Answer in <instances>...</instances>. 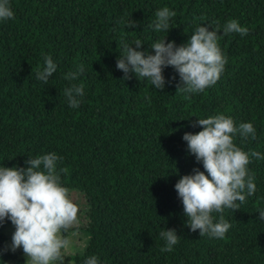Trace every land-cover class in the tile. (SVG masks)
Segmentation results:
<instances>
[{
  "label": "trees",
  "instance_id": "16d2710c",
  "mask_svg": "<svg viewBox=\"0 0 264 264\" xmlns=\"http://www.w3.org/2000/svg\"><path fill=\"white\" fill-rule=\"evenodd\" d=\"M15 19L0 21V167H26L28 158L62 157L61 183L81 196L79 227L90 237L73 264L95 255L99 264H264V159L248 165L256 191L239 211L225 209L232 226L224 239L200 236L187 227L175 184L193 169L204 172L182 137L202 131L196 119L223 114L236 125L252 123L256 139L235 143L264 155V0H9ZM174 11L168 33L154 30L155 13ZM131 16L138 23L126 29ZM229 20L247 27L241 37L223 35ZM218 22V23H214ZM199 26L219 30L227 57L217 83L201 93L177 91L178 73L164 69L162 91L146 78L117 69L123 39L154 55L164 39L187 43ZM219 35V33H218ZM57 72L36 79L44 57ZM80 65L75 81L64 76ZM84 85L78 108L64 90ZM205 175H207L205 173ZM218 221L220 214H213ZM0 226V264L12 260ZM181 236L172 252H161V231ZM14 264H24L16 260Z\"/></svg>",
  "mask_w": 264,
  "mask_h": 264
},
{
  "label": "clouds",
  "instance_id": "9594fccd",
  "mask_svg": "<svg viewBox=\"0 0 264 264\" xmlns=\"http://www.w3.org/2000/svg\"><path fill=\"white\" fill-rule=\"evenodd\" d=\"M175 16L168 7L156 11L154 30L168 33ZM12 19L15 13L9 0H0V21ZM121 23L126 29L139 26L131 16ZM209 29V26L197 27L181 46L166 43L165 35L152 44L154 55L139 50L144 45L141 40H135L134 46H130L122 39L124 55L117 59L116 67L124 73V79L130 78L129 73L136 79L146 78L158 91L166 84L164 69L172 67L180 78L177 91L185 93L186 98L187 94L201 93L217 83L228 62L218 43L221 33ZM231 33L243 37L249 34V29L236 20H229L223 27V35ZM44 65L36 73V79L47 84L58 66L51 56L44 57ZM83 72L84 66L80 65L64 79L75 81ZM64 95L71 108H78L84 96V85L72 84L65 88ZM192 126H199L202 131L185 133L182 139L189 154L202 164L204 172L194 168L192 174L182 176L174 188L182 201L186 226L192 232L199 230L200 236L222 240L232 226L225 220L224 210L237 212L247 202V197L254 195L256 185L248 165L252 158L261 160L264 155L245 152L235 143L237 137L242 141L256 139V129L250 122L237 126L231 117L219 114L196 119ZM58 161H62V157L49 153L28 158L23 168L0 167V226L6 221L14 226L10 250L14 253L22 249L27 258L25 264H65V255L75 254L65 234L79 225V206L70 199L69 189L61 183V174L66 169L58 168ZM213 214H220L218 221ZM259 218L264 220V210L259 211ZM160 236L166 241L161 252H172L182 238L174 229L163 230ZM84 264H99V260L92 255Z\"/></svg>",
  "mask_w": 264,
  "mask_h": 264
},
{
  "label": "rangeland",
  "instance_id": "374dc122",
  "mask_svg": "<svg viewBox=\"0 0 264 264\" xmlns=\"http://www.w3.org/2000/svg\"><path fill=\"white\" fill-rule=\"evenodd\" d=\"M70 199L79 206V220L83 219L84 213V202L81 196L77 195L75 192L69 193ZM15 228L12 224H7L1 229V234L5 239V246L7 253L12 260L5 261L3 264H14V262L18 259L21 260L24 264L26 261V256L23 253L22 249H17L14 253L10 250L11 246V237L14 233ZM73 232H76V235H72ZM72 242V248L75 250V254L68 253L65 255V264H73L72 257L76 255H81L85 250V244H87L88 239L87 234L81 229V227L75 226L72 229H69L65 234Z\"/></svg>",
  "mask_w": 264,
  "mask_h": 264
}]
</instances>
